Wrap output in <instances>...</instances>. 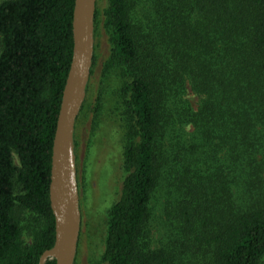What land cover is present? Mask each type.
<instances>
[{
  "label": "trees",
  "instance_id": "16d2710c",
  "mask_svg": "<svg viewBox=\"0 0 264 264\" xmlns=\"http://www.w3.org/2000/svg\"><path fill=\"white\" fill-rule=\"evenodd\" d=\"M140 1L106 0L104 10L109 61L128 81L125 176L103 260L263 264L264 0H145L139 17ZM74 4L0 0V264H39L54 245L50 170Z\"/></svg>",
  "mask_w": 264,
  "mask_h": 264
},
{
  "label": "rangeland",
  "instance_id": "374dc122",
  "mask_svg": "<svg viewBox=\"0 0 264 264\" xmlns=\"http://www.w3.org/2000/svg\"><path fill=\"white\" fill-rule=\"evenodd\" d=\"M147 1L138 4L139 17ZM106 0H98L99 22L95 38V60L86 98L75 125V151L81 213L80 234L74 264H107L103 260L106 222L110 207L118 200L122 180L125 123L122 89L128 81L125 69L111 65L108 33L103 26ZM195 107L197 98L188 91ZM16 160V157H15ZM154 216V239L162 234L160 212ZM23 239L31 243V219L22 221ZM160 242V241H159ZM155 241V243H159ZM264 264V261L262 262Z\"/></svg>",
  "mask_w": 264,
  "mask_h": 264
},
{
  "label": "water",
  "instance_id": "95a60500",
  "mask_svg": "<svg viewBox=\"0 0 264 264\" xmlns=\"http://www.w3.org/2000/svg\"><path fill=\"white\" fill-rule=\"evenodd\" d=\"M97 0H75L73 12V57L62 94L55 131L49 198L55 221V241L45 250L39 264L53 257L56 264H74L81 213L74 132L86 98L94 57V17Z\"/></svg>",
  "mask_w": 264,
  "mask_h": 264
}]
</instances>
